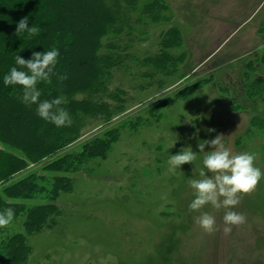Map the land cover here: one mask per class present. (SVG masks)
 Returning a JSON list of instances; mask_svg holds the SVG:
<instances>
[{
	"label": "rangeland",
	"instance_id": "rangeland-1",
	"mask_svg": "<svg viewBox=\"0 0 264 264\" xmlns=\"http://www.w3.org/2000/svg\"><path fill=\"white\" fill-rule=\"evenodd\" d=\"M166 1L167 18L136 24L129 41L128 31L104 38L124 47L110 89L126 103L109 122L87 117L68 151L112 128H121L120 138L105 159L70 174L55 225L27 235V264H264V179L231 209L246 223L228 234L225 209L189 210L188 183L201 170L211 175L203 157L213 149L199 152L198 143L221 134L233 154L254 153L264 171V0ZM172 29L181 41L170 52L185 57L167 75L142 60L159 53ZM187 147L196 160L169 171L170 156ZM202 212L216 218L210 234L194 222ZM16 222L10 229L24 233Z\"/></svg>",
	"mask_w": 264,
	"mask_h": 264
},
{
	"label": "trees",
	"instance_id": "trees-1",
	"mask_svg": "<svg viewBox=\"0 0 264 264\" xmlns=\"http://www.w3.org/2000/svg\"><path fill=\"white\" fill-rule=\"evenodd\" d=\"M168 10L166 0H0V212L15 211L12 222L0 228V264L28 263L32 248L27 235L55 225L61 214L59 195L72 189L70 174L105 159L120 138L121 128H112L85 142L79 151H68L87 117L109 122L126 103L119 88L110 89L114 70L123 66L124 47L113 40L105 44L104 38L120 39L128 31L129 41L136 24L162 21ZM26 16L29 26L41 29L32 38L27 33L15 35L17 22ZM180 41L176 30H170L159 53L142 61L170 75L171 66L175 68L185 57L170 52ZM53 48L60 53L54 74L37 88L40 101L63 97L61 107L68 111L71 126L56 127L45 121L37 115V105L22 102L21 86L4 84L10 69H19L17 55L28 60L33 52ZM59 76L66 79L61 81ZM193 87L180 95L188 99ZM32 165L36 168L30 169ZM18 219L24 233L10 229Z\"/></svg>",
	"mask_w": 264,
	"mask_h": 264
},
{
	"label": "clouds",
	"instance_id": "clouds-1",
	"mask_svg": "<svg viewBox=\"0 0 264 264\" xmlns=\"http://www.w3.org/2000/svg\"><path fill=\"white\" fill-rule=\"evenodd\" d=\"M41 29L38 26H29V18L23 17L17 22L15 35L20 37L27 33L28 38L38 35ZM60 53L53 48L47 51L33 52L31 59L25 60L21 55L15 57V63L19 66L12 67L4 76L5 86L19 85L23 88L22 102L31 106L37 105L36 112L39 117L54 124L56 127L71 126L72 120L68 111L61 107L63 97L52 100L40 101L41 91L37 88L39 82H50V77L58 63ZM27 69V71L20 70ZM61 81L66 76L58 77ZM209 132L215 129H209ZM210 145L213 150L207 151L203 157V166L207 169L199 172V179H189L188 183L194 190V200L189 205L190 211H200L205 205L210 204L214 209H225L223 221L226 234L232 230L231 226L246 223V216L231 209L240 204L243 195H250L257 188L261 179H264V171L255 165L254 153L233 152L223 143V135H216L211 140L198 143L199 152H205V146ZM196 152L191 147L183 148L178 154L171 155L168 164L169 171L196 160ZM195 174V170H194ZM15 217V211L7 208L0 212V228L8 226ZM194 222L207 233L216 230V218L208 212H202L194 217Z\"/></svg>",
	"mask_w": 264,
	"mask_h": 264
}]
</instances>
